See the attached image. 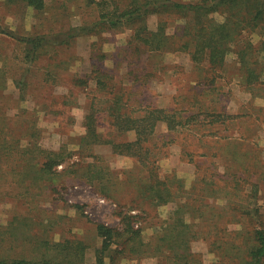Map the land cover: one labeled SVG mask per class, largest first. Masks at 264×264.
<instances>
[{
	"label": "rangeland",
	"instance_id": "374dc122",
	"mask_svg": "<svg viewBox=\"0 0 264 264\" xmlns=\"http://www.w3.org/2000/svg\"><path fill=\"white\" fill-rule=\"evenodd\" d=\"M159 1L45 0L37 10L0 0L7 30L0 32V258L97 264L100 253L105 264L248 263L254 232L264 230V9L251 27L239 25L222 66L211 70L207 60L189 66L195 46L185 25L192 27L193 12ZM255 1L206 0L214 4L206 18L238 19ZM147 2L156 10L139 18ZM143 23L164 27L162 51L133 40ZM73 27L83 29L62 44L34 50L22 41ZM247 42L259 75L251 82L238 58ZM112 92L124 94L135 115L144 105L190 110L203 125L170 130L159 122L136 156L84 141L89 114L100 139H134L112 125ZM209 113L225 122L208 125ZM226 134L238 137L235 144ZM16 139L19 149H9ZM152 184L169 197L157 198ZM99 224L111 230L108 241Z\"/></svg>",
	"mask_w": 264,
	"mask_h": 264
},
{
	"label": "trees",
	"instance_id": "16d2710c",
	"mask_svg": "<svg viewBox=\"0 0 264 264\" xmlns=\"http://www.w3.org/2000/svg\"><path fill=\"white\" fill-rule=\"evenodd\" d=\"M9 2H13L16 0H7ZM27 7H32L34 9L40 10L45 6V0H20ZM203 0L199 4H182L178 2H171L169 0L159 1L156 4L160 6H173L183 12L192 11L194 14L193 24L190 27V24L187 23L185 25V34L190 35L191 41L195 46V50L190 51V57L194 65H197L202 60H207L209 68L214 70L215 68L221 67L224 61V57L227 51L230 49L228 39L233 38L235 35H240L241 28L240 24L244 23L245 26H250L255 24L257 20L261 17V14L264 9V0H256L255 2L258 6H254L252 10L246 12L244 16H240L238 19L231 20L228 17L224 20H213L206 18V12L212 7L208 6ZM220 2L231 3L236 0H216ZM236 3V2H234ZM233 3V4H234ZM145 5V4H144ZM147 6L143 8H137V13L139 14V18H141L144 14L155 11L156 8H152V4L146 3ZM234 5H230L232 8ZM123 15H127L125 12ZM119 21V19H118ZM114 19H111V23H115ZM144 24V23H143ZM251 24V25H250ZM83 28H71L68 32H61L56 34H43L42 36H27L22 38L23 42H32L34 46L31 49H38L40 46L48 44V43H56L62 44L67 42L69 39L75 37ZM7 30L0 27V32L6 33ZM164 27L162 25L159 26V29L156 31H150L147 29V26L144 24L140 28L136 29L135 36L133 40L139 41L140 45H144L147 47L148 51H162L164 48V40L161 38L167 37L164 34ZM132 40V43L134 41ZM230 41H234L233 39ZM131 43V44H132ZM187 43V42H186ZM188 43V45H189ZM228 43V44H227ZM133 49H138V42L134 43ZM244 47L238 50V58L240 61V68L243 69L245 73V79L247 82H251L253 79L257 80L259 75L252 68L251 63L248 59V52L251 51L252 44L246 43L243 45ZM183 46H179L175 48V50H180ZM136 76L133 77V82L137 81ZM79 83L84 82L83 80H78ZM99 85L105 84V82L98 81ZM114 93V92H112ZM128 95V94H127ZM129 97V96H128ZM129 99L124 97V94L114 93V98L111 100V104H108L107 110H109V115L113 119L112 125L119 134H127L133 132L134 139L125 140V139H109L103 138L100 139L99 135H102L95 128V118L93 114H89L86 116L85 120V129L86 133L83 137L84 141H89L90 143H109L111 144L113 151L118 153L130 154L132 156H136L142 151L143 146L141 145L144 139H147L150 135L155 132V127L157 123L164 122L167 126V129H176L182 125L190 126V129H194L196 123L203 122L197 120L198 113L190 112L189 114L183 115L182 110L177 109H167V108H158L151 106H142L141 114L135 115V107L131 106L128 110H126V105H128ZM93 100L89 105V110L93 109ZM125 107V108H124ZM208 125L214 126L220 124L221 122H225V120H220L222 116L220 113H209ZM227 117V118H232ZM205 119V118H203ZM217 130H215L216 132ZM212 133V132H211ZM221 138V137H220ZM225 140L229 141L228 144H233L231 140H237L236 138H231L230 135L226 134L224 136ZM14 144V147L13 145ZM19 141L16 139L15 141L9 143L7 147L17 148L19 149ZM235 144V143H234ZM11 147V148H10ZM140 157V156H139ZM158 181V180H157ZM164 182V181H162ZM165 183V182H164ZM163 186V185H162ZM165 187V186H164ZM151 190L156 195L157 198L161 200H166L169 197L168 188H161L160 184H152ZM165 190V191H164ZM167 192V195L164 194ZM182 222V220L178 221ZM185 223V222H183ZM186 224V223H185ZM99 231L103 233L107 241L110 239L111 230L104 226L103 224L98 225ZM254 240L256 244L253 248L249 249V258L247 264H264V230L257 229L254 232ZM107 246V242H105L104 247ZM0 264H68L64 262H52L51 259L41 258L39 260H27L23 258L16 259H5L0 258ZM76 264V263H72ZM97 264H105L103 258L100 253H98Z\"/></svg>",
	"mask_w": 264,
	"mask_h": 264
},
{
	"label": "crops",
	"instance_id": "0c3cea01",
	"mask_svg": "<svg viewBox=\"0 0 264 264\" xmlns=\"http://www.w3.org/2000/svg\"><path fill=\"white\" fill-rule=\"evenodd\" d=\"M187 65V64H186ZM194 63L192 62V60L190 61V64L189 66H192L193 67ZM190 68V67H189ZM236 139H238V137H235Z\"/></svg>",
	"mask_w": 264,
	"mask_h": 264
}]
</instances>
